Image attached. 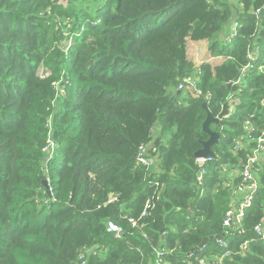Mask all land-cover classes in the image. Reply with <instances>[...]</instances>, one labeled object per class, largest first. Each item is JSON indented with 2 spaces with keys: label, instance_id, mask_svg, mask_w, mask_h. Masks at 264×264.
I'll return each instance as SVG.
<instances>
[{
  "label": "trees",
  "instance_id": "obj_1",
  "mask_svg": "<svg viewBox=\"0 0 264 264\" xmlns=\"http://www.w3.org/2000/svg\"><path fill=\"white\" fill-rule=\"evenodd\" d=\"M68 1L0 0V264H79L81 256L87 264H156V248L165 264H219L217 236L234 252L223 264H264L256 230L264 162L243 232L224 225L242 181L230 174L255 147L248 140L234 152V141L251 115L253 138L264 130V70L246 74L239 94L232 85L251 49L264 62V0ZM235 17L238 33L227 42ZM65 33L68 53L60 49ZM188 39L209 41L211 55L226 62L202 65L201 95L182 98L178 84L195 72ZM42 66L49 75L38 74ZM234 94L237 115L211 125L220 138L200 196L195 154L209 138L203 104L219 117ZM156 129L158 168L139 166ZM51 139L55 153L44 167ZM148 199L154 208L134 227L129 220Z\"/></svg>",
  "mask_w": 264,
  "mask_h": 264
},
{
  "label": "built area",
  "instance_id": "obj_2",
  "mask_svg": "<svg viewBox=\"0 0 264 264\" xmlns=\"http://www.w3.org/2000/svg\"><path fill=\"white\" fill-rule=\"evenodd\" d=\"M239 24L236 22L233 25L230 40L234 39L238 33ZM72 43L68 44L67 47H71ZM257 50H250L248 58L249 63L248 65L243 69L242 71V78L238 81H235L232 85L235 86L237 90V94L241 93V90L239 87L243 84V81L246 79V74H249L251 72H255L257 68L260 70H264V62L261 63V60L258 62V56L256 57ZM199 75L196 76H189L184 78L179 84L176 89L178 92H190L197 96L201 95V91L199 89ZM230 106L227 109L228 114L226 115V118H233L238 113V97L234 94L230 97ZM254 118V115H251L245 122H244V131L245 134L243 137H239L234 141V146L232 147L234 152H238L243 148L244 143H246L248 140L255 142V147L252 149L250 155L241 164L240 169V175L242 181L238 187L234 190V199L232 201L231 209L227 214V218L224 221L225 227L232 229L231 227L234 226V229H236L239 232H243L242 230V222L245 217V213L248 209H250L253 205L255 196L260 188V179L259 174L261 172L260 165L261 162H264V158L262 159V155H264V130L262 133L255 139L252 136V133L255 131V126L252 122V119ZM49 146L46 148V157H48V162L53 159L54 153H55V143L53 142V139H51L49 142ZM148 146L143 147L137 157V164L139 166H144L147 168L156 166V157H157V150L155 147L149 148ZM151 150V151H150ZM213 157H208L205 159H197V163L199 164V172L196 177L195 186L200 189L201 194L200 196L205 195V190L203 187H205V183L207 180V177L209 175L208 167L210 164L214 163ZM223 171H226V167L223 168ZM156 186H160V184H156ZM239 191L246 192L245 197L239 204L237 202V197L239 195ZM154 208V202L152 199H148L145 203L143 213L141 214L139 219H130V223L136 227L138 226L139 222L142 219H145L149 213V211H152ZM258 235L261 237V239H264V218L261 221V223L256 228ZM108 231L110 233L115 234V236L120 237L122 235V229L119 225H117L114 222L108 223ZM220 249L222 250V254L219 256L220 260L218 261L219 264H223L226 259H232L234 252L230 249V246L228 242L226 241H220L219 244ZM248 249V244H243L241 246V252L245 253ZM155 255H156V264H165V250L164 249H155ZM193 255H191L192 257ZM81 262L79 264H87V262L83 259V256H81ZM224 260V261H223ZM198 264H215L217 261L215 259L213 260H207L205 258H199L197 259ZM223 262V263H222Z\"/></svg>",
  "mask_w": 264,
  "mask_h": 264
},
{
  "label": "crops",
  "instance_id": "obj_3",
  "mask_svg": "<svg viewBox=\"0 0 264 264\" xmlns=\"http://www.w3.org/2000/svg\"><path fill=\"white\" fill-rule=\"evenodd\" d=\"M237 21V17L232 19L231 25L228 29V34L227 35H223L222 38H225L227 42H230V36H231V32H232V28L233 25L236 23ZM209 46L210 43L209 41L205 40V41H192L190 39L187 40V57L189 62H191L194 67H195V72L193 74V76L198 77V73L200 71V68L202 65L204 64H209L213 67L215 66H219L222 65L224 62H226L225 58L222 57H213L209 51ZM190 93V92H189ZM186 92L182 93V98H186L187 97ZM197 95H195L196 97ZM226 117V116H225ZM245 134V131L244 133ZM154 139L153 142L149 144L148 150L149 148L155 147V142L161 137V131L160 129H156L155 133H154ZM151 151V150H150ZM158 157H156V165L158 163ZM158 168V166H155ZM230 168L226 167V171L230 172ZM232 177H236L240 175V171H233L230 174ZM246 192L244 191H239V195L237 197V202L240 204L241 201L243 200V198L245 197Z\"/></svg>",
  "mask_w": 264,
  "mask_h": 264
},
{
  "label": "water",
  "instance_id": "obj_4",
  "mask_svg": "<svg viewBox=\"0 0 264 264\" xmlns=\"http://www.w3.org/2000/svg\"><path fill=\"white\" fill-rule=\"evenodd\" d=\"M230 25H231V23H230ZM196 97H198V96H196ZM203 108L207 113V118H206L205 122L203 123L202 127H203L204 133H206L209 138L206 142L203 143V148L195 154V157L197 159H205L208 157H215V154L212 151V147L219 143L220 134L217 132H214L211 129V125H214V124L219 125L220 122L222 121V119L228 114V110L224 109V111L222 112V114L219 117H214L212 115L211 111L209 110L206 102L203 104ZM263 158H264V155H262V159ZM47 160H48V157H46L44 167H47V164H48ZM43 184L46 187V191H47L48 195L50 197H53V194H52V191L50 189L48 180L46 178L43 179ZM213 239H216L217 241H221L223 239V237L217 236ZM209 241H210V239H205L203 241V243L201 244V246L199 247V250H201V251L204 250V248L207 246Z\"/></svg>",
  "mask_w": 264,
  "mask_h": 264
},
{
  "label": "rangeland",
  "instance_id": "obj_5",
  "mask_svg": "<svg viewBox=\"0 0 264 264\" xmlns=\"http://www.w3.org/2000/svg\"><path fill=\"white\" fill-rule=\"evenodd\" d=\"M61 4L65 8L70 7V2L68 0H61ZM65 21L68 25V28H70L73 21L70 19H67ZM67 35H68L67 33L64 34L65 40H63L62 43L60 44V49L64 50L66 53H68V51H69V47H67L66 44L68 45L70 42H72V40H69V38L67 39ZM72 44H73V42H72ZM38 74L42 77H45V76L49 75L50 73L48 72V70L45 67L42 66V67H40Z\"/></svg>",
  "mask_w": 264,
  "mask_h": 264
}]
</instances>
